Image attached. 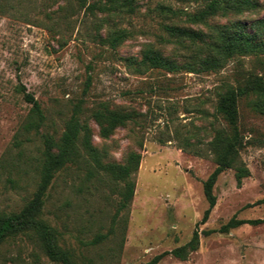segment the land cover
<instances>
[{
  "label": "rangeland",
  "instance_id": "1",
  "mask_svg": "<svg viewBox=\"0 0 264 264\" xmlns=\"http://www.w3.org/2000/svg\"><path fill=\"white\" fill-rule=\"evenodd\" d=\"M260 1L257 11L209 22H252L264 16ZM105 2L0 0V212L20 211L33 197L44 139H58L78 105L104 162H124L132 151L142 156L134 196L121 210L124 182L107 171L88 170L94 165L84 161L56 171L42 217L78 264H148L188 243L196 229L197 249L157 264H264V109L255 96L239 101L240 160L250 174L239 183L235 168L224 170L214 186L217 202L202 221L209 207L203 183L217 166L210 141L227 127L216 112L219 96L251 74L264 76V56L238 55L216 70L135 71L127 58L141 59L148 46L187 61L192 50L165 26L207 30L187 21L206 0H134L132 11L89 7ZM118 29L127 37L112 47L107 40ZM23 86L42 106L38 127L29 123L32 104ZM102 104L140 115L104 138L92 117ZM234 216L261 221L222 231ZM0 264L57 263L18 237L0 246Z\"/></svg>",
  "mask_w": 264,
  "mask_h": 264
},
{
  "label": "trees",
  "instance_id": "2",
  "mask_svg": "<svg viewBox=\"0 0 264 264\" xmlns=\"http://www.w3.org/2000/svg\"><path fill=\"white\" fill-rule=\"evenodd\" d=\"M82 5L87 0H78ZM134 0H107L104 4H90L89 7L108 11H132ZM262 7L260 0H206L203 7L195 12L187 13V21L192 24H203L207 30L194 29L177 24H166L165 29L170 36L180 44L190 47L191 55L187 61L178 62L152 46L146 47L141 59L127 58L128 64L135 71L143 72L148 68L163 69L169 72L187 70L189 72L216 70L223 67L232 57L241 55L264 56V16L252 22L240 19H230L226 23H210L209 20L217 17H230L248 11H257ZM127 37V31L118 29L110 34L107 43L112 47L118 46ZM189 44L190 46H187ZM25 99L32 104L30 111V125L39 126L44 118L42 106L34 94L23 86ZM255 96L260 99L256 105L264 109V76L249 75L243 84L230 85L220 94L216 112L220 115L227 127L217 128L210 141V150L217 162L216 168L204 181V192L209 202L202 221L205 222L217 202L214 186L219 175L228 168L236 169L239 183L250 174L248 167L240 160V149L243 147V138L239 127V101L241 97ZM140 115L135 110L113 109L106 104L100 105L92 111V117L99 125L102 137H109L118 126H124L134 121ZM42 151L40 182L33 197L20 211L11 213L0 212V246L18 237L27 238L36 242L45 255L57 264H78L70 251L64 249L58 240V232L47 220L42 217L47 189L56 173L71 163H92L88 170H105L115 180L124 182L121 191L122 198L119 209L126 208L135 193L133 174L139 169L141 154L132 151L124 162H104L102 153L92 142L91 129L86 121L80 118V106L77 105L72 116L66 122L65 129L58 139L46 137ZM260 219H238L232 217L222 225V231L237 227L244 223H259ZM104 238L99 235L95 241ZM199 231L196 229L192 239L185 245L172 250L164 251L154 256L148 264H157L165 255L174 254L186 258L188 253L197 249Z\"/></svg>",
  "mask_w": 264,
  "mask_h": 264
}]
</instances>
